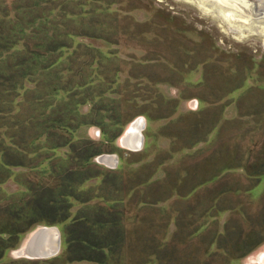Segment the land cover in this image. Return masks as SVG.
<instances>
[{
	"label": "rangeland",
	"instance_id": "rangeland-1",
	"mask_svg": "<svg viewBox=\"0 0 264 264\" xmlns=\"http://www.w3.org/2000/svg\"><path fill=\"white\" fill-rule=\"evenodd\" d=\"M244 1L253 7V15H264V0ZM18 3L30 4L29 0ZM56 4L60 10L53 9V20L47 21L53 23L51 28H63L74 37H66L65 44H72L66 61L48 73L70 69L60 79V87L64 82L69 91L58 95L42 89L47 101L39 107L32 101L9 104V114L0 116V122L15 132L14 142L45 133L35 143L38 153L28 163L30 170L14 168V177L0 184V232L16 201L31 196L27 189L40 182L47 186L46 197L53 199L57 179L71 185L69 219L86 222L93 241L110 232L121 236L122 202L130 207L142 204L139 220L143 222L136 227L139 242L119 245L122 250L128 247L129 261L126 255L124 261L129 264L146 259L150 264H264V35L260 29L238 38L236 28L212 18L194 0H49L42 7L34 5L25 20ZM48 40L57 43V36ZM191 99L199 102L193 109ZM47 103H51L49 111L44 110ZM33 106L41 110V122L35 120ZM139 117L146 120L144 144L130 151L121 139ZM24 121L31 131L21 132ZM55 121L81 126L65 131ZM50 146L60 148L46 150ZM98 151L103 153L95 155ZM110 154L117 156L115 168L100 160ZM80 174L87 180L81 186ZM130 188L134 190L127 196ZM169 220L168 243H162ZM42 227L13 238L0 233V249L5 248L0 264H72L63 235L66 241L78 233L70 234L74 227L64 224L55 255L36 258L24 253L32 234ZM193 231L197 238L178 244ZM123 255H115L113 261L118 263ZM107 256L113 254L107 251Z\"/></svg>",
	"mask_w": 264,
	"mask_h": 264
},
{
	"label": "trees",
	"instance_id": "trees-1",
	"mask_svg": "<svg viewBox=\"0 0 264 264\" xmlns=\"http://www.w3.org/2000/svg\"><path fill=\"white\" fill-rule=\"evenodd\" d=\"M21 1L23 0H20V2ZM32 1L33 0H29L30 4H28L27 6H21L19 5L18 0H0V116H4L5 113L9 114L10 108H7L9 104L20 105L21 103H23V101H32L33 105L38 106L41 102L44 101L45 98V101H47V96H45L44 92L47 89H51L52 91L50 92H54L58 95H60V93L66 94L69 91V89H67V87L64 85V82L60 87V79L61 76L65 75V73L70 72V69L68 70L66 68H63L59 72H55V69L54 77L50 78L49 75L53 74L54 72H48L49 70L53 71L58 62L66 61H64V57L67 53L70 52L69 48L72 47V44H70V47L65 44L66 37H74V33H72L71 35L69 32H66L63 28H60V31L51 28V25L53 23L47 21L53 20L50 19L54 18L55 15V10L53 9L59 8L60 10L59 4H56V7L53 8H46V11H37L35 13L36 17L33 20L26 21L25 19L31 17L34 5V7H38V5L42 7L44 6V4H49V0H34L35 2ZM45 12H47L48 14ZM20 14H22L21 17ZM6 29L7 32L5 33ZM8 33L9 36L7 35ZM54 35L57 36V43L48 40V38L53 37ZM64 71L65 73H63ZM46 76L48 77L43 82V77ZM42 89L44 90L43 93L41 91ZM61 98L65 99L64 95ZM33 107L35 108L33 109V112H35L37 115L35 120L41 122L43 120L41 110H38V108L35 106ZM50 107L51 103H47V106L45 107L46 109L44 110L49 111ZM61 109H58V111ZM30 115L31 117H33L34 114ZM26 121H24L21 126L22 133H25L28 130L31 131L30 123H27ZM39 122H37V124ZM56 122L57 121L54 122L55 125H58V123ZM78 126H81V124H77L75 125V127H67L64 123H61L58 125V129L61 128L65 131L74 132L75 130H77ZM44 134L45 133L43 132L37 135V137L34 139L30 138V135H28V138L22 137L20 138L19 142H14L16 136L15 132L10 130L9 125H7V123L2 124V122H0V184H2L3 181L14 177V168H22L26 171L30 170L28 167V163L31 158L34 159L38 153L36 151L35 143L40 141V139L44 137ZM27 139L29 140L27 141ZM59 148L60 147L50 146L46 148V150L53 151ZM101 153L103 152L98 151L95 155H99ZM47 159L48 158L46 157V159L44 160L47 162ZM84 162H82L81 159V163L83 164ZM42 164L43 163H40L39 166L42 167ZM50 170V167L48 168V170H46L47 174L51 172ZM42 174L43 172L39 173V175ZM81 175L82 174H80L79 176L80 179L83 177H81ZM69 176L71 175H68V177ZM97 177H95V179H97ZM92 178L93 177H91L90 179ZM82 179L83 180H81V183L79 184L80 186L84 185L85 181H87L84 178ZM54 182L57 185L55 188H52L53 190L51 196L53 197V199H49L46 197V194L48 192L47 186H44L40 182H37V184L35 183L36 188L30 187V190L27 189V191L31 193V196L28 198L27 201H16V207L12 212L10 210L9 213H7L10 217H7V221L3 222L1 227L2 232L0 233L13 238L19 237L21 234L28 232L31 229L34 230L38 226L51 227L57 225L60 226L63 234L64 232L62 225L64 224L66 226L68 225L69 228L74 227V229L70 231V234L78 233V236L75 235V239H70L66 241L65 236L63 235L64 247H67V254L69 256H72L68 260L69 263L109 264L110 260V264H113V257L115 255L119 256L121 255V253H124V257L122 259L119 257V262L114 263L129 264L127 263L129 261V259L127 258L128 247L122 250L124 247L120 248L119 245H135L137 242H139L137 239L138 236L136 235V227L141 226V223L143 222L142 220H139L140 216L144 213L141 207L142 204H140L139 202H135L130 207L128 205L125 206L122 202L123 209L122 214L120 215L122 221V223L120 221V224H122L121 236H116L117 233L111 234L112 232H110L107 235H99L98 240L93 241V237H88L89 234L92 232V228L86 222L82 223L79 220L77 221L73 218L69 219V213L67 212L71 206L68 201V199H71L72 195L70 191L71 185L61 184L60 182L58 183L57 179H55ZM19 186L25 188L22 184ZM37 187L43 190H36ZM133 190L134 188L128 189L126 195L129 196V194ZM92 198H94V196ZM67 221L70 223H68ZM171 222L172 221L169 220L166 224L165 234H161L163 236V241L161 240L162 243L167 240L166 231L170 227ZM100 225H102V223H100ZM149 226L152 227L153 224L151 223ZM151 230H149V234L154 236V238L159 239L157 237V233ZM185 237L186 238L182 239V241H179L178 244L183 245L189 240L197 238L198 233L197 231H193L191 235H186ZM85 238H88L92 241L87 243ZM72 240L75 241L72 242L69 246L68 242ZM76 242L79 245H77ZM214 243L215 242L212 241L204 247L201 253V256H203L202 258H205L207 253H209V248H212ZM115 247L117 250L112 253V249ZM147 248V246H144L145 250ZM2 250L4 251L5 248L2 247L0 249V259L2 257ZM107 251H109V254H113V256L108 257ZM141 253L143 252L141 251ZM125 255L127 259L125 258ZM124 259H126L127 262L124 261ZM148 263L150 264L148 259H146V261H139L137 264Z\"/></svg>",
	"mask_w": 264,
	"mask_h": 264
},
{
	"label": "bare ground",
	"instance_id": "bare-ground-1",
	"mask_svg": "<svg viewBox=\"0 0 264 264\" xmlns=\"http://www.w3.org/2000/svg\"><path fill=\"white\" fill-rule=\"evenodd\" d=\"M197 2L198 6L203 9V11L207 12V14L213 16L212 18H221L222 20H226L229 26L232 28H236L239 32L238 38H244L247 34H252L251 32H255L253 28L260 29L259 34L264 35V15H253L254 9L251 5L245 4L244 0H194ZM222 9H225L222 10ZM235 30V29H234ZM237 32V33H238ZM243 36V37H242ZM264 42V37H262ZM133 122V121H132ZM130 125V124H129ZM139 120H136L129 127L127 133L121 139V143L124 148L130 151H137L134 147L133 137L138 131ZM120 143V142H119ZM101 162L108 163V159L106 157H101ZM33 239V238H32ZM32 242V241H31ZM31 242L29 241L28 247L25 248L24 253L27 255H35L38 254V250L31 246ZM47 247L50 245V240L47 239ZM20 254H22L20 252ZM25 254V255H26Z\"/></svg>",
	"mask_w": 264,
	"mask_h": 264
},
{
	"label": "water",
	"instance_id": "water-1",
	"mask_svg": "<svg viewBox=\"0 0 264 264\" xmlns=\"http://www.w3.org/2000/svg\"><path fill=\"white\" fill-rule=\"evenodd\" d=\"M139 120L138 131L133 137L134 149L140 150L143 146V133L142 130L145 128V120L142 117L137 118ZM135 120V121H136ZM108 159V163H104L110 168H115L117 165V156L115 154L104 155ZM33 238V239H32ZM47 239L50 240V245L47 247ZM31 246L33 245L38 251L33 255L36 258H49L55 255L61 246V235L59 230L56 227H42L37 229L29 239ZM29 244V243H28Z\"/></svg>",
	"mask_w": 264,
	"mask_h": 264
},
{
	"label": "crops",
	"instance_id": "crops-1",
	"mask_svg": "<svg viewBox=\"0 0 264 264\" xmlns=\"http://www.w3.org/2000/svg\"><path fill=\"white\" fill-rule=\"evenodd\" d=\"M192 100V99H191ZM183 102V101H182ZM186 103L187 102H189V101H185ZM185 102H183V103H185ZM196 102H197V105H195L196 104ZM180 104V103H179ZM182 104V103H181ZM198 104H199V102L197 101V100H195V99H193L192 101H191V103H189V105H191V108L193 109V108H195L196 106H198ZM187 107V106H186ZM182 108H183V106H182ZM189 108H190V106H189ZM144 119V118H143ZM145 120V119H144ZM163 123V122H162ZM161 124V122L160 123H158L157 124V126L158 125H160ZM145 127H146V120H145ZM144 139H145V137H144ZM143 144H144V140H143ZM117 163H118V160H117ZM58 230H59V232H60V235H61V232H62V230H61V228L59 229L58 227H56ZM62 236V235H61ZM62 238V237H61ZM29 243V242H28ZM27 247H28V245H27Z\"/></svg>",
	"mask_w": 264,
	"mask_h": 264
}]
</instances>
